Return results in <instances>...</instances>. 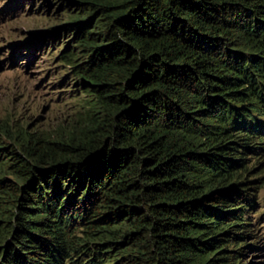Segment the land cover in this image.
<instances>
[{"label":"trees","instance_id":"16d2710c","mask_svg":"<svg viewBox=\"0 0 264 264\" xmlns=\"http://www.w3.org/2000/svg\"><path fill=\"white\" fill-rule=\"evenodd\" d=\"M58 1L78 7L82 62H61L82 113L54 137L0 126V264H244L263 215L264 0Z\"/></svg>","mask_w":264,"mask_h":264},{"label":"rangeland","instance_id":"374dc122","mask_svg":"<svg viewBox=\"0 0 264 264\" xmlns=\"http://www.w3.org/2000/svg\"><path fill=\"white\" fill-rule=\"evenodd\" d=\"M76 11L58 0H0V126L9 134L54 137L71 129L82 113L80 81L73 65L61 62L67 49L75 53L74 64L82 62L74 50L76 29H68ZM255 195L256 216L263 215L244 264H264V185Z\"/></svg>","mask_w":264,"mask_h":264}]
</instances>
